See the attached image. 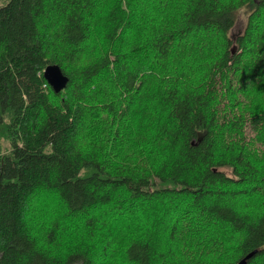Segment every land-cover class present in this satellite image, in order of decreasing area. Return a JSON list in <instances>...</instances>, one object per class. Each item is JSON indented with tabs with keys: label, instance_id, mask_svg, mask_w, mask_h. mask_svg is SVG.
Listing matches in <instances>:
<instances>
[{
	"label": "trees",
	"instance_id": "1",
	"mask_svg": "<svg viewBox=\"0 0 264 264\" xmlns=\"http://www.w3.org/2000/svg\"><path fill=\"white\" fill-rule=\"evenodd\" d=\"M252 251L264 264V0H0V264Z\"/></svg>",
	"mask_w": 264,
	"mask_h": 264
},
{
	"label": "water",
	"instance_id": "2",
	"mask_svg": "<svg viewBox=\"0 0 264 264\" xmlns=\"http://www.w3.org/2000/svg\"><path fill=\"white\" fill-rule=\"evenodd\" d=\"M43 75L48 84L58 91L65 87L67 83V76L61 71L58 65H47L43 70ZM254 254V251L247 253L243 258L238 261V264H246V259Z\"/></svg>",
	"mask_w": 264,
	"mask_h": 264
},
{
	"label": "rangeland",
	"instance_id": "3",
	"mask_svg": "<svg viewBox=\"0 0 264 264\" xmlns=\"http://www.w3.org/2000/svg\"><path fill=\"white\" fill-rule=\"evenodd\" d=\"M245 18H246V14L244 9L239 10L237 13L236 21L229 32L231 36H235L236 34L241 32L244 26ZM72 264H80V263L74 262Z\"/></svg>",
	"mask_w": 264,
	"mask_h": 264
}]
</instances>
